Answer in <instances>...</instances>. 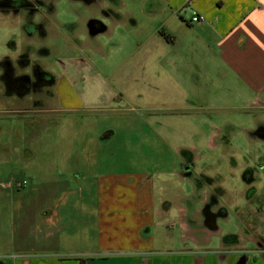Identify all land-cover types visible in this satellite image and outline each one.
Returning a JSON list of instances; mask_svg holds the SVG:
<instances>
[{
  "label": "crops",
  "instance_id": "obj_1",
  "mask_svg": "<svg viewBox=\"0 0 264 264\" xmlns=\"http://www.w3.org/2000/svg\"><path fill=\"white\" fill-rule=\"evenodd\" d=\"M117 7L109 5L104 20L93 19L88 27L106 36L118 28L128 44L119 42L113 49L126 53L125 60L133 53L134 69L152 74L143 80L155 81L161 72L173 86L182 82L208 87L217 91V101L229 102L236 112L251 110L246 113L250 121L264 122V0H139L136 9L121 5L122 13ZM36 9L35 17L41 13ZM193 14H202L203 20L190 23ZM4 59L14 74H22L10 58ZM1 74L0 68V133L6 119L24 116L17 113L25 111L20 119L36 122L30 134L23 126L22 145L0 144V264H237L239 259L242 264H264V247L252 235L246 239L262 258L249 256L242 245L245 237L239 242L221 234L216 221L222 214L216 216L205 205L210 192L198 199L202 210L188 211L182 204L171 205L179 194H155L157 181L151 172L95 173L79 167L75 148L47 151L46 113L74 108L69 89L49 73L52 83L37 90L50 89L54 105L22 110L25 102L6 94ZM14 113L18 116H10ZM13 134L19 138L20 128ZM255 134L264 137V124ZM46 168L53 170L51 177L40 172ZM19 181L23 184L17 189ZM77 185L75 193L72 186ZM190 195L180 193L185 199ZM217 195L215 187L210 195L215 203ZM260 196L264 198V189ZM171 206L177 207L178 225L185 231L181 246L159 236L160 223L154 222L169 217ZM240 221L250 233L255 230L251 220ZM213 233L218 245L210 248Z\"/></svg>",
  "mask_w": 264,
  "mask_h": 264
},
{
  "label": "rangeland",
  "instance_id": "obj_2",
  "mask_svg": "<svg viewBox=\"0 0 264 264\" xmlns=\"http://www.w3.org/2000/svg\"><path fill=\"white\" fill-rule=\"evenodd\" d=\"M13 1L0 0V60L10 58L15 71L31 78L38 66L62 78L74 106L46 113V150L75 148L79 167L95 173L151 172L157 181L155 194L167 198L179 194L170 198L171 205L182 204L188 211L202 210L204 205L198 199L210 192L205 204L208 210L216 216L222 214L221 218L226 216L216 221L221 234L239 242L240 236L245 237L242 245L249 256L262 258L246 235L264 247V198L260 196L264 189V137L255 134L264 122L250 121L247 114L253 113L251 110L236 112L229 102L217 101V91L208 87L182 82L173 86L161 72L155 81L143 80L152 74L134 69L133 53L125 60L126 53L113 49L119 42L128 44L118 35V28L106 36L88 27L93 19L104 20L109 5L118 6L122 13L121 5L136 9L139 0H24L32 5L14 12L6 10ZM36 6L41 13L35 17ZM51 93L48 88L31 90L18 97L25 102L20 107L48 108L54 105ZM77 102L84 105H75ZM17 114L25 118V111ZM20 118L3 122L0 144H23V126L27 134L36 121ZM17 127L19 138L13 134ZM40 172L48 177L53 174L50 168ZM76 187L72 186L75 193ZM215 187L216 203L210 196ZM185 192L193 195L180 197ZM88 210L85 203L84 211ZM170 211L163 221L154 219L160 223L158 235L166 241L173 239V246H181L180 234L185 231L178 225L177 207L171 206ZM240 219L251 220L255 230L247 231ZM217 245V233H213L208 246Z\"/></svg>",
  "mask_w": 264,
  "mask_h": 264
},
{
  "label": "trees",
  "instance_id": "obj_3",
  "mask_svg": "<svg viewBox=\"0 0 264 264\" xmlns=\"http://www.w3.org/2000/svg\"><path fill=\"white\" fill-rule=\"evenodd\" d=\"M0 68L2 81L8 95L23 96L31 90L39 89L52 83V75L39 68L34 70L33 78L27 74H14L13 67L7 59L0 60ZM242 262V259H239L237 264H242Z\"/></svg>",
  "mask_w": 264,
  "mask_h": 264
},
{
  "label": "flooded vegetation",
  "instance_id": "obj_4",
  "mask_svg": "<svg viewBox=\"0 0 264 264\" xmlns=\"http://www.w3.org/2000/svg\"><path fill=\"white\" fill-rule=\"evenodd\" d=\"M25 5V6H23ZM29 5H32L30 1H25L24 0H16L13 1L11 5L6 6L9 10H11L12 12H14L16 9L19 10L20 7H30ZM37 7V6H36Z\"/></svg>",
  "mask_w": 264,
  "mask_h": 264
},
{
  "label": "built area",
  "instance_id": "obj_5",
  "mask_svg": "<svg viewBox=\"0 0 264 264\" xmlns=\"http://www.w3.org/2000/svg\"><path fill=\"white\" fill-rule=\"evenodd\" d=\"M203 20V15L202 14H193L189 20L190 23H197ZM22 182H15V188H21L22 187Z\"/></svg>",
  "mask_w": 264,
  "mask_h": 264
}]
</instances>
